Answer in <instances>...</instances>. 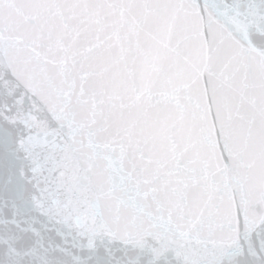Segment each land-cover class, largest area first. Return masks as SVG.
<instances>
[{
  "label": "snow or ice",
  "instance_id": "6c2138e0",
  "mask_svg": "<svg viewBox=\"0 0 264 264\" xmlns=\"http://www.w3.org/2000/svg\"><path fill=\"white\" fill-rule=\"evenodd\" d=\"M0 264H264V0H0Z\"/></svg>",
  "mask_w": 264,
  "mask_h": 264
}]
</instances>
